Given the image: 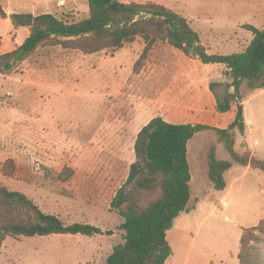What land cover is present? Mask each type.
<instances>
[{"label": "rangeland", "instance_id": "obj_1", "mask_svg": "<svg viewBox=\"0 0 264 264\" xmlns=\"http://www.w3.org/2000/svg\"><path fill=\"white\" fill-rule=\"evenodd\" d=\"M119 1L156 3L184 17L209 54L243 52L252 41L246 25L264 31V0ZM0 5L8 17L34 12L79 22L89 16L87 0H0ZM28 36V29L15 30L0 17V55L19 48ZM144 47L138 39L117 52L85 56L44 46L13 74H0V185L26 195L66 225L113 233L8 237L0 248V264H107L113 248L124 242V220L111 203L136 162L134 145L141 129L158 117L174 124L225 127L217 122L222 116L214 104L226 88L217 87L215 96L209 90L212 83L229 81L225 67H205L159 44L136 72ZM241 93L252 141L249 149L243 141L237 150H249L264 161V92L244 85ZM214 146L219 160L230 161L213 133H199L189 144L194 183L188 209L173 226L182 232L175 248L178 264H239L242 231L264 220V174L234 164L225 176L227 190L217 192L207 164ZM8 160L16 166L12 177L2 173ZM66 168L74 176L62 183L57 177ZM143 178L127 187L123 210L135 205L143 211L161 197V179L140 189L137 182Z\"/></svg>", "mask_w": 264, "mask_h": 264}, {"label": "trees", "instance_id": "obj_2", "mask_svg": "<svg viewBox=\"0 0 264 264\" xmlns=\"http://www.w3.org/2000/svg\"><path fill=\"white\" fill-rule=\"evenodd\" d=\"M89 16L79 22H67L53 14H11L0 5V17L9 19L15 30L28 29L29 36L16 50L0 55V74L11 75L27 62L40 48L61 47L78 51L85 56L104 51L117 52L144 42V50L134 71L138 72L159 44H166L187 58H195L204 66H223L228 82L209 86L215 96L218 86L226 88L222 100L216 97V112L227 114L236 108L234 122L226 130L207 125L171 124L163 118L151 120L139 132L134 145L136 162L130 168L125 185L111 203L112 211L124 220L120 230L124 242L113 248L107 264H166L173 255L167 234L174 222L186 212L192 198V174L188 160V146L199 133H213L217 145L222 146L230 161L217 157V146L207 156L208 179L214 190L227 188L225 175L233 165L251 168L264 174V161L254 158L249 150H237L236 136L245 137L247 124L241 89L247 85L252 91L264 90V31L246 25L243 28L253 36L249 46L241 53L228 56L209 54L199 34L184 17L156 3H121L119 0H87ZM4 176L12 177L16 166L8 160ZM74 173L65 169L58 180L66 183ZM138 177L140 189L161 179V197L140 211L127 205L126 189ZM54 235L112 236V232L87 225H66L60 218L44 213L26 195L10 192L0 185V248L8 238L49 237ZM239 264H264V220L257 226L242 231Z\"/></svg>", "mask_w": 264, "mask_h": 264}, {"label": "crops", "instance_id": "obj_3", "mask_svg": "<svg viewBox=\"0 0 264 264\" xmlns=\"http://www.w3.org/2000/svg\"><path fill=\"white\" fill-rule=\"evenodd\" d=\"M19 1V0H18ZM32 1H38L39 2V0H32ZM28 6H31L32 7V2H30V4L28 5ZM35 14L34 12H29V14ZM25 14H28V13H25ZM252 39H253V36H252ZM251 39V40H252ZM205 67H213V68H219V67H221V66H205ZM226 70V69H225ZM227 71V70H226ZM223 83V82H222ZM221 82L220 83H217V84H222ZM222 88V86H218V89H221ZM210 90V89H209ZM258 91H262V92H264V90H258ZM216 93H217V90H216ZM212 106V105H211ZM214 107H215V111H216V103L214 104ZM244 109H245V120H246V124H247V131H246V135H245V137H241L240 136V138H238V136H236V141H237V149H238V147H239V145H240V143L241 142H243L244 141V143H245V145H246V149H249L248 147L251 145V141H252V134H251V132H250V129H249V124H250V122H249V120H248V117H247V111H246V106L244 105ZM219 113H217V115H218ZM219 115H221L222 117H218L217 118V122L218 123H221L222 125H224L225 127L224 128H217V127H215V126H211V125H207V126H210V127H213V128H217V129H221V130H226V129H228L230 126H231V124L234 122V120H235V116H236V108H234L231 112H229V113H227V114H219ZM171 124H174V123H171ZM201 125H204V124H201ZM219 147H220V145H219ZM188 154H189V146H188ZM188 157H189V155H188ZM233 168V167H232ZM244 168V167H243ZM246 169H251V168H246ZM232 170V169H231ZM230 170V171H231ZM229 171V172H230ZM226 176V175H225ZM194 183V175L192 176V182H191V184H193ZM211 183V182H210ZM227 183V182H226ZM211 185H212V183H211ZM213 186V185H212ZM228 187V186H227ZM214 189V188H213ZM226 190H227V188H226ZM225 190V191H226ZM216 204H219V203H217V201H216ZM180 217V216H179ZM179 219V218H178ZM178 219H176V221L178 220ZM227 221H229L228 219H227ZM262 220H260L259 221V223L261 222ZM182 235V232L180 231V232H178V231H175L173 228H172V230H170L169 232H168V234H167V239H168V242H169V244H170V246H171V248H172V250H173V255L170 257V259L167 261V263L166 264H178V260H176V258H175V252H176V250H175V248L177 247L176 246V244L177 243H179V240H178V238H180V236ZM176 239H177V242H176Z\"/></svg>", "mask_w": 264, "mask_h": 264}]
</instances>
